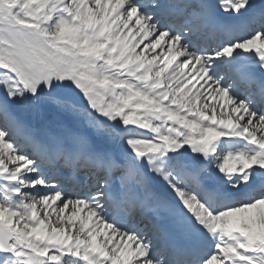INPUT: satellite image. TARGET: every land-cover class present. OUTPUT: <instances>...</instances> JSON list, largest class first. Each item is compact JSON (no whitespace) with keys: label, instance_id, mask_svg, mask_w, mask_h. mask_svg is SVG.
Masks as SVG:
<instances>
[{"label":"snow or ice","instance_id":"1","mask_svg":"<svg viewBox=\"0 0 264 264\" xmlns=\"http://www.w3.org/2000/svg\"><path fill=\"white\" fill-rule=\"evenodd\" d=\"M0 264H264V0H0Z\"/></svg>","mask_w":264,"mask_h":264},{"label":"bare ground","instance_id":"2","mask_svg":"<svg viewBox=\"0 0 264 264\" xmlns=\"http://www.w3.org/2000/svg\"><path fill=\"white\" fill-rule=\"evenodd\" d=\"M139 50V49H138ZM37 120H38V118H37ZM37 126H39V124H37Z\"/></svg>","mask_w":264,"mask_h":264},{"label":"rangeland","instance_id":"3","mask_svg":"<svg viewBox=\"0 0 264 264\" xmlns=\"http://www.w3.org/2000/svg\"><path fill=\"white\" fill-rule=\"evenodd\" d=\"M53 218H55V217H53Z\"/></svg>","mask_w":264,"mask_h":264}]
</instances>
